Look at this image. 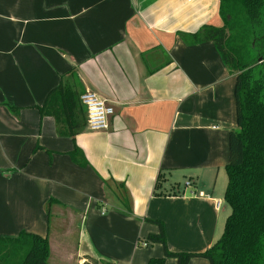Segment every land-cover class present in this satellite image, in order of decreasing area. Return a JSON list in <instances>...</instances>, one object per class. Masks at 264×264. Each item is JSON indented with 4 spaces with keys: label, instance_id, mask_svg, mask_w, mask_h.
<instances>
[{
    "label": "crops",
    "instance_id": "crops-1",
    "mask_svg": "<svg viewBox=\"0 0 264 264\" xmlns=\"http://www.w3.org/2000/svg\"><path fill=\"white\" fill-rule=\"evenodd\" d=\"M219 12L220 0H0L1 237L46 236L50 258L54 244L69 256L71 237L80 264L162 256L147 243L158 226L146 219L162 221L174 252H203L220 238L236 78L212 41L179 35L222 26ZM70 69L114 108L108 129L76 137L86 167L37 108Z\"/></svg>",
    "mask_w": 264,
    "mask_h": 264
},
{
    "label": "trees",
    "instance_id": "trees-1",
    "mask_svg": "<svg viewBox=\"0 0 264 264\" xmlns=\"http://www.w3.org/2000/svg\"><path fill=\"white\" fill-rule=\"evenodd\" d=\"M219 13L222 26L205 25L195 33L179 35L188 45L212 41L236 78L237 123L229 132L224 194L231 211L220 238L207 250L196 253L171 251L162 221L146 219L158 226V232L148 234L147 243L163 247V255L150 258L148 264H167L169 258L176 264H189L194 258L206 259L210 264H264V0H220ZM83 93L81 79L70 69L37 108L41 116L54 118L60 135L74 142V149L68 152L72 162L86 167L89 163L75 142L87 122ZM116 187L127 213H133L126 187L117 183ZM50 250L48 237L36 233L21 231L17 237L0 236V264H51Z\"/></svg>",
    "mask_w": 264,
    "mask_h": 264
},
{
    "label": "built area",
    "instance_id": "built-area-1",
    "mask_svg": "<svg viewBox=\"0 0 264 264\" xmlns=\"http://www.w3.org/2000/svg\"><path fill=\"white\" fill-rule=\"evenodd\" d=\"M81 101L87 114L86 128L93 131L108 129L110 118L114 114V108L108 100L96 92L85 91L81 95ZM186 184L189 185L190 183L187 182Z\"/></svg>",
    "mask_w": 264,
    "mask_h": 264
},
{
    "label": "rangeland",
    "instance_id": "rangeland-1",
    "mask_svg": "<svg viewBox=\"0 0 264 264\" xmlns=\"http://www.w3.org/2000/svg\"><path fill=\"white\" fill-rule=\"evenodd\" d=\"M78 220H80V219H78ZM78 220H77V222H78ZM65 222H62L60 225H57L58 229L60 228V231L63 230L64 228H66V227H68L67 229H69L71 223H73V222H70L69 219H68V222H66L68 224H65ZM77 222L76 223L74 222L73 234H74L75 230L77 229V226L80 223V222H78V223ZM77 236L78 235L76 234V237ZM72 239L70 237L69 242L66 245L67 249L69 250V256L66 253L60 252L55 244L53 245V254H52L51 258L49 256V262L50 263H53V264H80L82 262L80 259L78 260L76 258V256L73 257V258L71 257V255L74 254V253H72V251L74 249L73 246H72L73 244H71L73 242ZM96 263L97 262H95V260H93V258L88 257V261H84L82 264H96ZM102 264H103V261H102Z\"/></svg>",
    "mask_w": 264,
    "mask_h": 264
}]
</instances>
